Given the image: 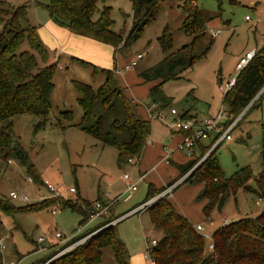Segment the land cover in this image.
Returning a JSON list of instances; mask_svg holds the SVG:
<instances>
[{
    "label": "rangeland",
    "instance_id": "rangeland-1",
    "mask_svg": "<svg viewBox=\"0 0 264 264\" xmlns=\"http://www.w3.org/2000/svg\"><path fill=\"white\" fill-rule=\"evenodd\" d=\"M1 1L4 3H0V7L27 6L29 22L37 27L40 42L47 51V62L44 63L40 54L31 49L26 41L20 49L33 54L38 67L52 62L56 64L46 125L35 131L38 117L18 115L12 118L13 145L19 144L27 150L30 162L43 183L29 175L17 159H0V198L16 207L60 197L72 203L90 204L89 209L95 202L107 205L109 212L104 217L119 216L130 211L146 199L150 184L160 188L166 181L177 178L179 171L176 164L189 161L188 157L174 151L171 163L160 162L165 154L174 150L180 134L168 123L150 119L149 115L147 117L145 107L152 112L164 111L167 115L171 109L179 114L187 112V118L215 116L223 108L218 84L236 75L235 66L241 56L253 49L260 50L264 44V0H193L191 5H197L202 11L206 37H212L213 43L206 56L183 71L180 79L161 85L170 103L159 110L151 106L149 99L150 87L158 82L146 83L139 73L163 59L165 53L158 38L165 28L171 34V52L190 42L191 37L182 28L185 0H162V6L144 27L140 38L129 45L121 44L117 49L105 43L101 44L102 48H97L59 38L46 25L53 22L45 8L49 0ZM103 5L111 8L113 31L125 37L133 23L131 0H106L97 4L98 8ZM210 29L219 33L214 36ZM204 44L202 42L198 50ZM138 53L142 54V58L131 70L124 71L125 64ZM95 68L97 72H94ZM101 69L115 73L138 115L150 121L153 131L142 156L131 158V162L123 166L117 163L118 153L114 147L102 144L77 126L83 112L77 100L79 93L76 82L97 89L105 81ZM219 73L221 80L217 83ZM65 111L71 112V120L62 117L61 113ZM171 121L172 117L167 119V122ZM231 135L232 140L221 143L216 150L220 169L224 177L229 178L238 169L248 168L251 176L247 185L251 190L239 189L235 195L227 198L220 210L212 209L208 217L202 211L205 201L197 198L202 188L200 183L181 184L171 197L170 194L154 196L156 201L166 197L175 211L186 217L194 227L201 224L202 235L211 234L222 226L224 220L231 223L254 218L264 209V190L259 191L256 185V179L263 170L264 94L259 103L241 118ZM143 173H146L144 181L135 192L130 193L123 175L128 174L133 182ZM44 181H48L55 191H50ZM11 192L24 195L28 200L11 199ZM53 210L55 213H52ZM83 217L86 221L79 226ZM100 222V218L89 219L84 206L69 208L59 203L47 205L38 211H17L13 215L0 212V238L4 244L0 250V264H35L51 256L47 258L48 263L71 249L59 251L72 237L85 233ZM116 229L128 251L130 264H151L147 257V246L151 240L159 241L163 232L152 224L148 212L129 213L118 221ZM57 232L61 234L60 238L55 237ZM39 238H44V242L38 243ZM205 240L208 251L211 240ZM98 264H115L111 247L103 249Z\"/></svg>",
    "mask_w": 264,
    "mask_h": 264
},
{
    "label": "trees",
    "instance_id": "trees-1",
    "mask_svg": "<svg viewBox=\"0 0 264 264\" xmlns=\"http://www.w3.org/2000/svg\"><path fill=\"white\" fill-rule=\"evenodd\" d=\"M105 1L49 0L45 8L54 23L76 35L89 37L117 49L121 44L129 45L140 38L144 27L162 6V0H131L133 23L123 37L112 29L111 8L106 5L98 8L97 4ZM192 2L193 0H185L182 6L185 12L182 28L191 37L190 42L171 52L172 38L165 28L158 38L165 53L163 59L139 73V77L146 83L158 82L150 87L149 99L159 110H163L170 103V98L163 93L161 85L169 80L180 79L183 71L206 56L213 43L212 37H206V22L202 11L197 5L192 6ZM37 30L29 22L26 5L0 7V159H17L29 175L43 183L30 162L27 150L19 144L13 145L11 136L14 116L38 117L35 131L43 128L48 121L52 76L56 64L38 67L34 55L20 49L26 41L31 49L40 54L42 61L47 62L48 54L40 42ZM202 42L205 44L198 50ZM97 71L95 68L94 72ZM101 71L105 81L97 89L89 84L76 82L79 93L77 100L83 112L77 126L102 144L114 147L118 153L117 163L123 166L129 159L142 155L150 134V121L138 115L133 101L126 96L115 73L108 69ZM216 80L217 83L220 82V73ZM263 89L264 44L248 65L236 75L233 87L222 96V103L230 116L228 122L246 108L242 117L255 107L264 94ZM61 115L67 120L72 118L70 111L62 112ZM187 115V112L181 114L182 117H188ZM210 146V143L198 142L199 154L179 166L178 178L188 174ZM219 146L212 149L182 182H197L202 185L197 198L205 201L202 211L206 217L212 209L220 210L227 198L235 195L239 189L251 190L247 185L251 176L248 168H240L229 178L224 177L216 156ZM178 178L160 188L150 184L146 199L142 203L163 192L177 182ZM256 185L259 191L264 190V157L263 170L256 179ZM177 187L178 184L173 190ZM56 203L69 208L84 206L88 217L90 204L72 203L60 197L44 199L37 204L23 207H16L8 200L0 198V212L13 215L17 211H38ZM146 211L152 224L163 232L162 238L150 249L152 264H264V209L254 218L239 219L216 229L211 235V252L206 251L204 236L186 217L175 211L166 197L159 198ZM121 216L103 217L97 226L73 237L68 244L89 236L83 243L48 263L47 258L51 256L35 264H98L105 247L112 248L115 264H130L128 251L117 234L118 222L109 224ZM85 221V217L81 218L79 226Z\"/></svg>",
    "mask_w": 264,
    "mask_h": 264
},
{
    "label": "built area",
    "instance_id": "built-area-1",
    "mask_svg": "<svg viewBox=\"0 0 264 264\" xmlns=\"http://www.w3.org/2000/svg\"><path fill=\"white\" fill-rule=\"evenodd\" d=\"M210 32L216 36L219 31H213L210 29ZM256 50H250L246 52L243 56H241L236 63L235 70H236V75L239 73L240 70H242L245 66L248 65V63L252 60V58L255 56ZM142 58V54L138 53L134 56V58L124 66V71H129L131 70L136 64L137 60ZM236 75L232 77L230 80L226 81L225 83H219L218 84V89L222 92V96L225 95V93L233 87L235 84L236 80ZM247 109V108H246ZM246 109L238 115L236 118H234L232 121L228 122V119L230 118L229 114L226 111V106L223 104V108L220 109L215 116L211 117H205V118H197V117H182L181 114H179L175 109H171L170 113L167 115L165 114L164 111H158V112H152L151 110H147L148 115L150 119H156L164 123H168L169 126L176 131H179L183 133L181 141H179L174 150L179 151L183 154H185L188 157H191L193 155L194 149L197 146L198 142H203L207 141V143H210V149L207 151V153L200 159V162L209 154V152L214 149L216 146L220 145L221 143L232 140V135L231 132L232 130L238 125L240 122L242 116L244 115ZM172 117L171 122H167V119ZM148 142V139H147ZM146 142V143H147ZM166 160V158L164 159ZM129 162H131V159H129ZM189 174V173H188ZM186 174V175H188ZM185 175V176H186ZM184 176V177H185ZM123 179L126 181L127 185V190L130 193L135 192L138 189V185L143 181L144 179V174H140L139 177L137 178L136 181L131 182L130 177L128 174L123 175ZM179 181L175 182L171 186H168L163 192L159 194V196H167L171 194V191L173 188L178 184ZM44 184L50 191H55L54 187L48 182L44 181ZM54 196H58L54 194ZM10 198L11 199H20L23 201H27L26 196H18L16 193L11 192L10 193ZM156 202L154 197L150 198L146 202L140 204L136 208L128 211L121 217L111 221L109 224H116L120 219H122L124 216L128 215L129 213H134V212H142L145 211L147 208L152 206ZM109 212L108 206L101 204L100 202H95L92 205V208L88 210V218L89 219H94V218H100L102 219L105 215H107ZM52 213H55V210L52 211ZM227 222L224 221L223 225H226ZM198 232L202 231V227L198 225L195 227ZM204 238L211 240V242L208 245V251L211 252L213 251V244H212V239L211 235L209 234H204ZM55 237L60 238L61 234L60 233H55ZM89 236L83 237L75 242H72L68 244L69 241L66 242L68 246L62 248L60 251H63L67 248H74L75 246L83 243ZM44 242V238H39L38 243ZM157 244L156 240H151L149 246H147V257L150 259V249L151 247L155 246ZM4 247V244L0 238V250ZM56 257V256H55ZM151 261V259H150ZM152 264V263H151Z\"/></svg>",
    "mask_w": 264,
    "mask_h": 264
},
{
    "label": "crops",
    "instance_id": "crops-1",
    "mask_svg": "<svg viewBox=\"0 0 264 264\" xmlns=\"http://www.w3.org/2000/svg\"><path fill=\"white\" fill-rule=\"evenodd\" d=\"M47 26H48V28L51 30V31H53L54 33H56V35L59 37V38H64V39H66V40H68V41H71V43H74V44H84V45H90V46H93V47H97V48H102V46H101V44H103L102 42H99V41H97V40H94V39H91V38H89V37H84V36H80V35H76V34H74V33H71V32H69L66 28H62V27H59L58 25H56V24H54L53 22H47V24H46ZM255 50V49H254ZM134 57H132L131 58V60L133 59ZM130 62V60L127 62V63H129ZM53 63V62H52ZM126 63V64H127ZM127 72V71H126ZM151 106H154L153 104L151 105ZM148 108L149 107H145V109H146V114H147V117H148V112H147V110H148ZM196 116V115H195ZM197 117V116H196ZM155 123H157V124H160V122H158V121H155ZM164 127V126H163ZM165 129L166 130H168V128H166L165 127ZM153 131H152V128H151V123H150V134L152 133ZM171 132H174V131H172L171 130ZM157 133V132H156ZM177 133H179L180 134V137H179V139H178V141H177V143L179 142V141H181V139H182V136H183V133H181V132H179V131H177ZM149 134V135H150ZM158 134V133H157ZM158 136H159V134H158ZM176 143V144H177ZM203 143L204 144H207V141H203ZM147 144V143H146ZM176 146V145H175ZM145 148V147H144ZM175 148V147H174ZM175 150H173V151H171V153H167V154H165L162 158H161V163L162 162H164L165 164H169V163H171V160H170V158L173 156V152H174ZM178 153H180L181 155L183 154V153H181V152H179V151H177ZM173 153V154H172ZM194 154H193V156H191V157H188V156H186L185 154H183V155H185L186 157H188L189 158V160H191L192 158H195L198 154H199V150L197 149V146H196V148L194 149V152H193ZM142 154H143V152H142ZM142 156V155H141ZM140 156V157H141ZM166 158V160H164ZM187 163V162H186ZM183 165V164H182ZM176 166H177V168H178V171H179V166H180V164H176ZM192 171V170H191ZM190 171V172H191ZM190 172H189V174H190ZM144 174V179H145V175H146V173H143ZM188 174V175H189ZM188 175H186L185 177L184 176H182L181 178H178L179 177V174H178V176H177V178H178V180L177 181H179L178 182V187L181 185V184H184V183H182L183 182V180L188 176ZM177 178H175V179H177ZM144 179H143V181H144ZM172 180H174V179H172ZM136 181V180H135ZM142 181V182H143ZM169 181H171V180H168V181H166L162 186H166L167 185V183L169 182ZM161 186V187H162ZM177 187V188H178ZM173 191L174 190H172L171 191V194H170V196L169 197H171L172 196V194H173ZM141 204V203H140ZM121 215H123V214H121ZM120 215V216H121ZM224 221H226L227 222V220H224ZM223 221V222H224ZM223 222H222V225H223ZM228 223V222H227ZM192 225H194L193 223H191ZM198 225H200L201 227H202V225L201 224H198ZM195 226V225H194ZM202 230H203V227H202ZM213 232H214V230H213ZM212 232V233H213ZM212 233L211 234H209V235H212Z\"/></svg>",
    "mask_w": 264,
    "mask_h": 264
},
{
    "label": "water",
    "instance_id": "water-1",
    "mask_svg": "<svg viewBox=\"0 0 264 264\" xmlns=\"http://www.w3.org/2000/svg\"><path fill=\"white\" fill-rule=\"evenodd\" d=\"M191 173V172H190Z\"/></svg>",
    "mask_w": 264,
    "mask_h": 264
}]
</instances>
